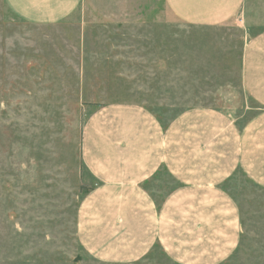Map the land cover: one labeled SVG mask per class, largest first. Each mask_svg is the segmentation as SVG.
I'll return each instance as SVG.
<instances>
[{
  "label": "rangeland",
  "instance_id": "1",
  "mask_svg": "<svg viewBox=\"0 0 264 264\" xmlns=\"http://www.w3.org/2000/svg\"><path fill=\"white\" fill-rule=\"evenodd\" d=\"M241 17L200 26L165 0H84L39 24L0 0V264H179L158 246L126 263L83 248L76 209L91 181L81 130L108 103L143 105L162 122L193 107L244 122L256 104L241 85V54L264 29V0H246ZM227 188L242 234L220 264H264V188L241 173Z\"/></svg>",
  "mask_w": 264,
  "mask_h": 264
},
{
  "label": "crops",
  "instance_id": "2",
  "mask_svg": "<svg viewBox=\"0 0 264 264\" xmlns=\"http://www.w3.org/2000/svg\"><path fill=\"white\" fill-rule=\"evenodd\" d=\"M21 20L56 23L84 0H4ZM200 26L238 23L246 0H165ZM241 85L256 104L242 123L213 107L166 122L137 103H108L83 124L80 156L91 184L79 200L77 237L94 258L134 262L155 247L179 264H220L236 250L240 205L227 188L241 173L264 188V29L241 54Z\"/></svg>",
  "mask_w": 264,
  "mask_h": 264
},
{
  "label": "built area",
  "instance_id": "3",
  "mask_svg": "<svg viewBox=\"0 0 264 264\" xmlns=\"http://www.w3.org/2000/svg\"><path fill=\"white\" fill-rule=\"evenodd\" d=\"M239 22H242V19H239Z\"/></svg>",
  "mask_w": 264,
  "mask_h": 264
}]
</instances>
